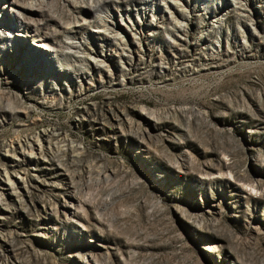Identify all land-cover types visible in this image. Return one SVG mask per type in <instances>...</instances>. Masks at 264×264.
Returning <instances> with one entry per match:
<instances>
[{"label": "rangeland", "instance_id": "1", "mask_svg": "<svg viewBox=\"0 0 264 264\" xmlns=\"http://www.w3.org/2000/svg\"><path fill=\"white\" fill-rule=\"evenodd\" d=\"M0 35V264H264V0H0Z\"/></svg>", "mask_w": 264, "mask_h": 264}, {"label": "bare ground", "instance_id": "2", "mask_svg": "<svg viewBox=\"0 0 264 264\" xmlns=\"http://www.w3.org/2000/svg\"><path fill=\"white\" fill-rule=\"evenodd\" d=\"M106 2V1H105ZM100 5V4H99ZM182 24H180L179 23V21H176V24H175V30L177 31V32H179L180 31V35L178 34V35H176L175 37H174V39H175V41H176V43L178 42V43H181V44H187L188 43V34H187V32H181V30H182ZM0 38H3V36L2 35H0ZM123 50H124V55H126L130 60H133V55H131V53L132 52H136V54L138 53V51H140V48L139 47H137L138 46V44L139 45H141L140 43H138L137 41H133V42H129V41H126V40H123ZM136 47V48H135ZM139 48V49H138ZM131 56V57H130ZM103 61V60H102ZM101 61V62H102ZM102 64V63H101ZM100 64V65H101ZM106 64V63H105ZM104 65V64H103ZM5 101L6 100H4L3 98H2V96L0 95V110H5V111H10V113L12 114V115H14L15 113H17L18 112V110H17V107H15V106H13L10 102H8V101H6V103H5ZM8 106V107H7ZM45 135H47V137H51V136H53L54 135V133H51V132H48L47 134L45 133ZM51 146V145H50ZM51 149V148H50ZM76 150H78V149H76V148H74V147H71V148H68V151L67 150H64V151H62V153L59 151V153H61V155H62V157H65V156H69L70 157V161L73 163L74 162V160L72 159V158H74L76 155L74 154V152L76 151ZM42 150H40V151H38V155H39V157L38 158H40V156H41V152ZM29 155V154H28ZM27 155L25 154V155H23V158L21 159V157L20 158H16L14 161L17 163V166H21L20 165V161L21 160H24L25 159V157H26ZM61 157V158H62ZM27 159H31V157L30 156H27L26 157ZM37 158V157H36ZM66 158V157H65ZM39 160V159H38ZM70 196H72V199L74 198V195L72 194V193H70ZM74 200H72V203H74L73 202ZM70 207H73V204H70ZM73 212H75V211H73Z\"/></svg>", "mask_w": 264, "mask_h": 264}]
</instances>
